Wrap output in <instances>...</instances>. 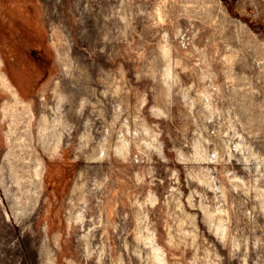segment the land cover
Returning <instances> with one entry per match:
<instances>
[{
  "label": "rangeland",
  "instance_id": "rangeland-1",
  "mask_svg": "<svg viewBox=\"0 0 264 264\" xmlns=\"http://www.w3.org/2000/svg\"><path fill=\"white\" fill-rule=\"evenodd\" d=\"M28 3L0 40V264H264V0Z\"/></svg>",
  "mask_w": 264,
  "mask_h": 264
},
{
  "label": "bare ground",
  "instance_id": "bare-ground-1",
  "mask_svg": "<svg viewBox=\"0 0 264 264\" xmlns=\"http://www.w3.org/2000/svg\"><path fill=\"white\" fill-rule=\"evenodd\" d=\"M0 64H1V60H0ZM3 76L5 77V82L3 83V85L5 87H7V84H9V81H8L7 77L5 76V74H3ZM42 122H43V120H42ZM59 123H60V121H59ZM58 125H60V124H58ZM53 130H55V129L53 128ZM59 131L61 132V130H59ZM46 132L47 131H44L43 128L40 129V134H39L40 135V142H41V144H42V146H43V148H44V150L46 152H48L50 154H55L58 151L59 145H60V143L62 141L61 140L62 137L61 136L52 135V137H56V142H55L56 144L55 145H51V141H53L54 139L52 140L51 137H49V136H51L50 134H49V136L46 135ZM63 140H64V138H63ZM11 157L14 160H18V159L20 160L19 156H17L16 153H13L11 155ZM103 158H104V154H103ZM26 175L23 174V175L19 176L18 179H17V182H16L17 187H18L16 189V191H15L16 192V194H15L16 207L19 206V199H22V198H25L27 200V204H34L35 205V203L37 202V199H38V196H39L38 186H39V184L41 182V177H42V164L39 163V161L36 162L35 165L33 166L32 170H28V172L26 173ZM19 194H20V198H19ZM28 208L29 207H27V209ZM153 246L155 247V249L159 252L160 256L165 261V258H164L165 257V252L163 251V249L161 248V246H159L158 244H155L154 242H153Z\"/></svg>",
  "mask_w": 264,
  "mask_h": 264
},
{
  "label": "trees",
  "instance_id": "trees-1",
  "mask_svg": "<svg viewBox=\"0 0 264 264\" xmlns=\"http://www.w3.org/2000/svg\"><path fill=\"white\" fill-rule=\"evenodd\" d=\"M29 1L30 2L28 3V0H0V40L2 42H5V44L8 46L11 45L13 47L15 46V48H19L20 45L28 41V39L26 38L28 34L25 31H22L23 21L21 18L16 17L17 14L16 12L18 10L17 5H19V3L23 5L28 3L27 7L34 8L35 6L34 2L36 0H29ZM9 32H11L12 35L17 34L20 36L19 38H16V41H14L15 43H9L11 41L9 36L11 35V33ZM33 51L35 52V50ZM33 51L32 53L34 54ZM35 57L36 60H38V56ZM12 60H14V58H12ZM6 61H7L6 62V67H7L8 60ZM8 74L14 80L12 71L8 70Z\"/></svg>",
  "mask_w": 264,
  "mask_h": 264
},
{
  "label": "built area",
  "instance_id": "built-area-1",
  "mask_svg": "<svg viewBox=\"0 0 264 264\" xmlns=\"http://www.w3.org/2000/svg\"><path fill=\"white\" fill-rule=\"evenodd\" d=\"M213 90L216 91V87H213ZM212 100H216V98H211ZM127 124H129L127 120H125ZM118 140L126 147H132L133 143L141 138V134L137 129L131 128L127 126L126 129H118ZM134 159L136 163H145L146 160L139 154H135Z\"/></svg>",
  "mask_w": 264,
  "mask_h": 264
}]
</instances>
